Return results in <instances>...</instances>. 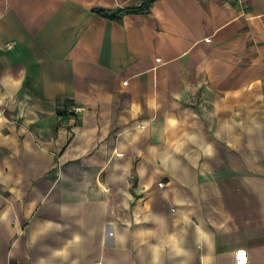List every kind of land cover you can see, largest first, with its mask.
Returning a JSON list of instances; mask_svg holds the SVG:
<instances>
[{"label":"crops","instance_id":"0c3cea01","mask_svg":"<svg viewBox=\"0 0 264 264\" xmlns=\"http://www.w3.org/2000/svg\"><path fill=\"white\" fill-rule=\"evenodd\" d=\"M141 1L0 0V264H264V0Z\"/></svg>","mask_w":264,"mask_h":264},{"label":"trees","instance_id":"16d2710c","mask_svg":"<svg viewBox=\"0 0 264 264\" xmlns=\"http://www.w3.org/2000/svg\"><path fill=\"white\" fill-rule=\"evenodd\" d=\"M153 0H142L140 4L131 7H119L115 9H107L95 7L92 10L97 14L109 19L121 20L122 16L129 13H148L150 4ZM73 104L70 100L65 99L58 103L57 115L64 114L65 106Z\"/></svg>","mask_w":264,"mask_h":264},{"label":"built area","instance_id":"2783aa9c","mask_svg":"<svg viewBox=\"0 0 264 264\" xmlns=\"http://www.w3.org/2000/svg\"><path fill=\"white\" fill-rule=\"evenodd\" d=\"M82 110L83 108L76 104H69L64 108L65 113L57 116L63 126L70 128L71 124L77 120L78 115ZM159 185H161V183H159Z\"/></svg>","mask_w":264,"mask_h":264}]
</instances>
